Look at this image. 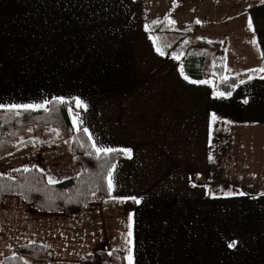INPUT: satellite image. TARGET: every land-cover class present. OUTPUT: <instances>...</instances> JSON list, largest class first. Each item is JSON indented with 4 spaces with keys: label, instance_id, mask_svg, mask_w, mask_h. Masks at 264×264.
<instances>
[{
    "label": "crops",
    "instance_id": "obj_1",
    "mask_svg": "<svg viewBox=\"0 0 264 264\" xmlns=\"http://www.w3.org/2000/svg\"><path fill=\"white\" fill-rule=\"evenodd\" d=\"M153 21L163 22L167 41L174 39L173 29L192 28L189 39L210 26L214 37L203 38L224 42V77H238L231 97L213 98V78L202 79L212 84L184 79L180 56L157 51L145 28ZM262 53L261 0H0V103L79 97L88 108L68 103L83 118L75 130L88 140L91 134V144L131 149V158L122 153L114 163L112 196L141 199L137 205L91 196L80 215L69 217L5 196L0 246L16 238L21 241L14 247L43 244L53 255L39 261L44 264L54 261L53 248H61L65 264H78L101 243L104 250H121L125 264L129 247L133 264H264V183L230 182L228 176L250 167L245 137L264 127V72L249 71L264 67ZM59 143L52 149L38 145L32 154L36 162L45 157L53 163L52 172L35 165L47 181L82 170L73 161L75 173L66 175L60 152L69 145ZM8 220L12 226L4 232ZM233 241L238 243L230 248Z\"/></svg>",
    "mask_w": 264,
    "mask_h": 264
},
{
    "label": "trees",
    "instance_id": "obj_2",
    "mask_svg": "<svg viewBox=\"0 0 264 264\" xmlns=\"http://www.w3.org/2000/svg\"><path fill=\"white\" fill-rule=\"evenodd\" d=\"M147 30L165 54L180 56L184 76L194 80L213 78L216 91L228 92L235 87L237 76L228 77L227 82L221 79L224 77L225 61L223 41L212 42L203 38L192 44L185 43L192 33L190 28L173 29L174 39L167 41L164 39L167 30L164 29L162 21L149 23ZM48 108L47 112L43 109L21 111L19 117H12L0 110V157L31 143L30 138L20 140V136L27 129L37 133L46 127H53L57 130L60 142L69 145L73 161L81 166V172L55 184H49L44 173L36 167L29 168L31 170L28 172L13 169L10 173L0 174V203L5 196H16L37 212L62 213L77 217L83 212L91 196L97 199L108 196L105 177L108 168L120 159L122 153H113L100 159L94 154L87 155L86 153L92 152L91 143L84 134L73 127L68 103L49 105ZM39 146L52 149L55 143H41ZM109 252L112 254L108 255ZM52 257V252L45 245L28 242L18 245L12 255L2 259L1 264H25V259L50 261ZM78 264H125V258L119 249H96L92 255L80 259Z\"/></svg>",
    "mask_w": 264,
    "mask_h": 264
},
{
    "label": "rangeland",
    "instance_id": "obj_3",
    "mask_svg": "<svg viewBox=\"0 0 264 264\" xmlns=\"http://www.w3.org/2000/svg\"><path fill=\"white\" fill-rule=\"evenodd\" d=\"M101 1L113 2L116 0H101ZM134 1H140V0H134ZM152 11L153 13L156 12V10H151V13ZM189 15L190 14L184 15V16L188 17ZM190 29L192 30V28ZM211 33H212V30L210 26L202 28L201 30H195V34H192V36H190L187 42L188 44H192L200 39H203V37H206V38L214 37ZM170 36L173 37V34H171ZM74 105H75V102H74ZM53 129L55 128L46 127L37 133H34L32 129L31 131L27 129L26 132L20 136V140L25 139V138L26 139L30 138L32 142L27 145H24V147L22 148H19L20 150L16 149L15 151H12L8 155L0 157V174L10 173L13 169H24L25 167L32 168L36 164L42 167L41 163H44V167H49V170L51 172L55 171V168H53V163L51 162L50 159L46 160L44 157L42 158L43 160L41 162H40L41 159H38L37 162L36 160L35 161L32 160V154H34L37 150H39L38 145H40L41 143L60 144L59 143L60 137L57 133V130L55 129L56 131H53ZM253 129H254L252 130L253 133L251 134H254V136H251V137L246 136L245 143H244L245 151L247 152V154H249V158H246L248 160L246 163L248 167L249 165L250 167L245 170H230L229 175H228L230 182L248 180L251 183L254 180H259L261 183H264V127L253 128ZM248 151L250 152L248 153ZM60 154H61L60 156L61 163H62V166H64L62 167V170L66 172V175H71V174L73 175L75 171L72 169V166L75 163H71L73 162V159L71 161L72 157H71L70 147L66 146V148L61 149ZM237 171L242 172L243 175H240V177L236 176L235 174ZM259 188L264 190V184H260ZM58 216H61L62 218L65 217L63 215H58ZM3 225H4V229H3L4 232H7L9 228H11L12 222L11 220L4 221ZM102 230L107 231L108 226L107 225L104 226ZM19 241H21V238H16V240H14L13 243L8 244V246H5V247L0 246V264L4 257L12 255L14 253L16 249L14 245ZM99 245H101L99 246L100 249H104L103 243ZM90 251L91 250L84 249L83 253H85L86 255H89V253H91ZM53 252L55 253L54 261L52 263L47 262L46 264H65L63 261L65 260L64 256L63 254H61L62 252L61 248L59 250L56 248H53ZM26 261H27V264H44L42 262L39 263V261H34L32 259H27Z\"/></svg>",
    "mask_w": 264,
    "mask_h": 264
},
{
    "label": "snow or ice",
    "instance_id": "obj_4",
    "mask_svg": "<svg viewBox=\"0 0 264 264\" xmlns=\"http://www.w3.org/2000/svg\"><path fill=\"white\" fill-rule=\"evenodd\" d=\"M261 4H264V0H261ZM166 20H168V22L170 24H174L175 21H172L168 16L165 17ZM154 24L159 23V21H153ZM196 24H200L201 21L200 20H196L195 21ZM145 28H148V25H145ZM248 28L252 29L253 28V22H252V18L251 16H249L248 18ZM185 43H188L187 41H185ZM252 43H256L255 39L252 41ZM157 51L159 52L160 55H164V52L158 47ZM262 56H264V53H262ZM173 59H179V56H173ZM251 72H264V67H260L258 69H251L249 70ZM181 74H183V69H181ZM253 77L249 76V80H251ZM264 78V77H261ZM184 79L189 80L188 76H184ZM223 82H227L228 77H222L221 78ZM190 83H199V84H212L211 80H200V81H195V80H189ZM241 84L245 83L244 80L240 81ZM234 90V88H233ZM213 98L215 99H228L229 97H231L232 95V91H228V92H224V91H213ZM70 101H74L75 102V108L76 109H83L85 112L87 111L88 105L81 100L79 97H71V98H65L63 96L60 97H52L51 100L45 99L43 102L41 103H28V104H16V103H11V104H4V103H0V110H4L5 112H7L10 116L12 117H19L21 115V111H35L38 109H43L44 111H49L48 106L49 105H64L66 103L70 104ZM249 101L247 99H245L243 101V103L247 104ZM68 111L69 114L72 116L73 120V126H78V125H82L83 124V118L81 117V114L79 111H73V108L71 106L68 107ZM217 119V116L215 113H212V120L215 121ZM85 133H88V129L84 128L83 129ZM29 131H31V129H29ZM53 131H56L55 129H53ZM89 140H92V136L91 134H89ZM21 143H23V141H21ZM81 147H83V145H81ZM91 148H92V152H88L86 153L87 155H95V157L97 159H100L101 157H108L110 154L113 153H123L124 155L128 156L129 158H131V149L128 148H122V149H117V148H112V147H107L101 144H98V142H93L91 144ZM212 156H209V161H212ZM36 166L34 165L33 168H35ZM117 165L116 164H112L110 166V168H108L107 171V176L105 177L106 181H107V191H108V195L109 198L112 199L113 201L116 202H120L123 203L127 200H131L134 204L139 205L141 203V199L137 198L136 196H112V193L114 191V172L116 169ZM31 169H29L28 167H25L23 169L24 172H28ZM38 171H42V169H37ZM14 171H20V169H14ZM48 183L49 184H55L57 183V181L49 176L48 177ZM197 185L195 183L192 184V187H196ZM234 193H226V195H233ZM239 195H246L243 192L238 193ZM93 195H95V193H93ZM261 195H264V193H262ZM107 202V201H106ZM133 219L132 214L130 213L128 216V232H127V238H126V243L130 246L132 244V231H131V221ZM238 242L237 241H233L232 243L229 244V247H235L236 244ZM128 256L126 257L128 264H133V257H132V250L131 247H129L128 249ZM112 253L109 252L108 255H111ZM25 264H27V261H25Z\"/></svg>",
    "mask_w": 264,
    "mask_h": 264
}]
</instances>
